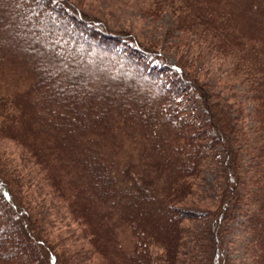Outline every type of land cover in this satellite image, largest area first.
<instances>
[{
  "label": "trees",
  "instance_id": "trees-1",
  "mask_svg": "<svg viewBox=\"0 0 264 264\" xmlns=\"http://www.w3.org/2000/svg\"><path fill=\"white\" fill-rule=\"evenodd\" d=\"M140 1L167 17L163 37L76 0H0V140L20 150L0 146V264H264V0ZM202 55L225 61L248 109ZM20 158L82 246L49 231Z\"/></svg>",
  "mask_w": 264,
  "mask_h": 264
},
{
  "label": "rangeland",
  "instance_id": "rangeland-1",
  "mask_svg": "<svg viewBox=\"0 0 264 264\" xmlns=\"http://www.w3.org/2000/svg\"><path fill=\"white\" fill-rule=\"evenodd\" d=\"M80 2L85 8L94 12L112 25L118 27H125L137 33L143 39L163 37L165 26L167 24V17H161L159 19H152L143 13L144 4L140 0H76ZM84 56V54H83ZM170 59H173L169 54ZM202 62H198L199 70L210 81L211 86L217 89L222 97H229L231 93L227 84H231L233 79L226 74V63L218 56L202 55ZM97 64L92 65L93 69H99ZM91 72L87 75L93 77ZM217 83V84H216ZM221 84L222 86H220ZM234 90H239L235 99L241 100L246 109L249 108V99L246 92L239 86L237 81L231 84ZM230 100L234 99L233 96L229 97ZM1 148L10 152L12 156L18 160L20 157L19 147L14 145L13 142L1 141ZM20 163L22 170L28 175L30 179V190L39 205L42 214L44 216L49 231L58 235L59 237L69 236L67 239L71 240L73 244L83 245V238L79 236L76 224L69 218L68 214L63 210L60 202L49 192L48 188L42 184L35 172V167L27 163ZM20 166V165H19ZM214 168L210 161L200 182V194L193 199L195 206L201 207L202 204L209 202L211 196V180L214 175ZM230 238L232 240L231 255L232 258L239 257L242 252V241L246 239V235L243 233L241 227L234 223L231 231ZM83 249V247H82ZM237 264V263H235Z\"/></svg>",
  "mask_w": 264,
  "mask_h": 264
}]
</instances>
